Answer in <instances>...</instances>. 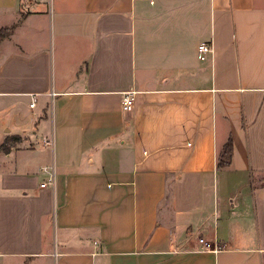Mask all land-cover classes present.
Returning a JSON list of instances; mask_svg holds the SVG:
<instances>
[{"label": "crops", "instance_id": "1", "mask_svg": "<svg viewBox=\"0 0 264 264\" xmlns=\"http://www.w3.org/2000/svg\"><path fill=\"white\" fill-rule=\"evenodd\" d=\"M6 28L0 264H264V0H0Z\"/></svg>", "mask_w": 264, "mask_h": 264}, {"label": "built area", "instance_id": "2", "mask_svg": "<svg viewBox=\"0 0 264 264\" xmlns=\"http://www.w3.org/2000/svg\"><path fill=\"white\" fill-rule=\"evenodd\" d=\"M22 2L23 4H28L31 2V0H22ZM213 50L214 49L211 43H208V42L200 43L198 46V53H199L200 59L201 60L207 59L208 55L213 54ZM32 97H33V101L31 103V106H35L36 105V95L32 94ZM134 101H135V97L133 93L126 94L123 99L124 109L128 111H132L134 108ZM52 143L53 141L51 139L45 138L43 140L44 145H52ZM46 169L47 168H42L43 171H45ZM55 182H56V173L54 169H52L50 171L49 178L45 182H43L41 186L42 187H46L48 185L55 186ZM199 240L202 243L201 250H214L216 252L219 250L218 247L216 248L212 247V244L208 242L207 240H205L203 237H200Z\"/></svg>", "mask_w": 264, "mask_h": 264}, {"label": "trees", "instance_id": "3", "mask_svg": "<svg viewBox=\"0 0 264 264\" xmlns=\"http://www.w3.org/2000/svg\"><path fill=\"white\" fill-rule=\"evenodd\" d=\"M12 30L13 28L2 29L0 31V40L9 35ZM20 139L21 137L17 135L8 136L6 140L0 145V153L10 151L12 143H16ZM232 154L233 141L232 138H229L218 155V168H224L229 166L232 162Z\"/></svg>", "mask_w": 264, "mask_h": 264}]
</instances>
